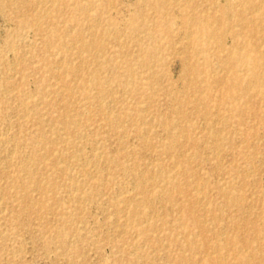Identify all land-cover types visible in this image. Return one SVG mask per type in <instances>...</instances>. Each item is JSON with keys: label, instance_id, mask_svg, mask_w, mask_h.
Here are the masks:
<instances>
[{"label": "rangeland", "instance_id": "obj_1", "mask_svg": "<svg viewBox=\"0 0 264 264\" xmlns=\"http://www.w3.org/2000/svg\"><path fill=\"white\" fill-rule=\"evenodd\" d=\"M0 264H264V0H0Z\"/></svg>", "mask_w": 264, "mask_h": 264}, {"label": "bare ground", "instance_id": "obj_2", "mask_svg": "<svg viewBox=\"0 0 264 264\" xmlns=\"http://www.w3.org/2000/svg\"><path fill=\"white\" fill-rule=\"evenodd\" d=\"M242 3V2H241ZM251 21V20H250ZM172 31V30H171ZM88 34V33H87ZM87 36V35H86ZM210 63V62H209ZM236 79V78H235ZM239 79V78H238ZM237 81V80H236ZM240 81V80H239ZM249 82V81H248ZM238 83V82H237ZM249 83H251V81L249 82ZM246 84V83H245ZM245 84H244V86H245ZM248 84V83H247ZM235 85V84H234ZM243 88V87H242ZM205 89V88H204ZM248 89H250V88H248ZM209 97V96H208ZM242 109V108H241ZM241 115V114H240ZM174 135V134H173ZM175 138V137H174ZM29 170V169H28ZM23 175V174H22ZM22 177V176H21ZM27 177V176H26ZM18 178V177H17ZM239 195V194H238ZM237 199H238V197H237ZM232 200V199H231ZM252 238V237H251ZM191 245V244H190ZM190 247V246H189ZM193 250V249H192ZM236 255V254H235ZM259 255V254H258ZM239 261V260H238ZM219 262V261H218Z\"/></svg>", "mask_w": 264, "mask_h": 264}]
</instances>
